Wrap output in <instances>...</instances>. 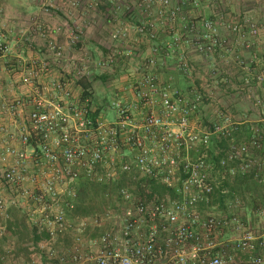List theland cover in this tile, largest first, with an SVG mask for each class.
I'll list each match as a JSON object with an SVG mask.
<instances>
[{"label": "built area", "instance_id": "2783aa9c", "mask_svg": "<svg viewBox=\"0 0 264 264\" xmlns=\"http://www.w3.org/2000/svg\"><path fill=\"white\" fill-rule=\"evenodd\" d=\"M111 1L67 3L93 9ZM196 2L139 0L144 18L113 31L115 39L133 33L136 41L145 38L152 46L151 54L139 61L140 76L124 87L134 100L129 103L115 92L102 104L114 111L112 120L101 112L95 116L91 96L82 97L71 84L72 79H87L92 68L110 69L117 61L115 53L97 60L73 59L75 74L56 77L48 74L49 65L42 59L16 56L9 62L13 47L0 36V70L13 63L11 69L25 88L12 96L0 89V215L8 218L9 207L21 209L39 235L26 264H229L238 261L235 255L240 253L244 257L236 264H264V234L239 212L238 197L229 204V213L201 217L198 204L210 202L219 182L210 177L212 165L205 154L189 158L184 153L193 144L208 147L211 135L231 139L239 124L222 109L221 120L204 130L199 122L197 134L187 132L190 116L215 100L214 91L205 84L189 91L174 88L157 69L173 60L174 69L189 77V51H195L221 62L231 58L246 72L244 86L260 84L264 64L258 69L246 64L222 30L237 38L235 44L251 48L261 26L251 19L231 22L223 14L220 20L201 13L191 17L187 9ZM126 9L132 11L130 5ZM72 22L67 18L55 29L66 30L75 42L81 32ZM47 48L61 58L62 47L54 39ZM253 59L264 63V54L259 57L254 51ZM218 74L216 68L207 73ZM250 130L246 141L230 140L218 158L221 180L250 173L254 181L264 183V160L254 153L264 151V133ZM85 181L106 188L102 211L90 216L75 212L80 183ZM153 183L163 192L153 189ZM255 214L264 219V203ZM65 236L69 245L56 246ZM4 259L0 250V264Z\"/></svg>", "mask_w": 264, "mask_h": 264}, {"label": "crops", "instance_id": "0c3cea01", "mask_svg": "<svg viewBox=\"0 0 264 264\" xmlns=\"http://www.w3.org/2000/svg\"><path fill=\"white\" fill-rule=\"evenodd\" d=\"M212 1L200 0V3L204 4L203 8H208L211 7L209 5ZM224 1L227 3L222 14L229 21L242 22L245 19H251L261 26L260 38L251 48L240 43L235 44L237 38L228 31L222 30V33L233 44L234 50L245 60L246 64H250L253 69L262 67L264 63L254 62L253 54L254 51L259 57L264 54V0ZM61 2L66 3L69 8L65 12L51 8L58 4L60 5ZM119 2L123 3L122 0H112L105 5H100L98 9L91 10L83 5L79 6L78 9L71 8L67 0H0V36L10 42L14 53V58L11 56L8 58L9 62H12L16 56L26 60L42 59L49 65V75L63 77L75 74L72 64L73 59L83 60L87 59V57L94 59L105 58L109 53L113 52L116 54L117 60L113 69L101 72L97 68H92L88 72L87 80L90 81L96 78L103 80L107 74L112 75L115 72H120V75L127 74V79L130 82L133 81L140 76L139 61L145 55L151 54L152 43L147 42L145 44L141 40L139 44L129 38L120 40L111 36L116 27L123 25L121 24L122 22H132L133 17H135L134 12L129 13L124 10ZM48 8L51 10L50 12H47ZM112 9L113 13L110 14ZM67 18L71 22L73 21L72 23H75L81 32L79 40L75 42L71 41L66 30L59 31L55 29L67 21ZM51 39H54L62 47L61 58L48 50L47 43ZM248 40L252 41L253 38L249 37ZM189 59L192 64L197 66V85L202 88L205 84L207 85L206 89H212L216 97L220 96L225 102L226 110L231 116V120L239 124V130L235 133V140L232 139L231 142L239 144L246 141L251 133V128H255V130L264 129V82L244 86L242 79L246 72L231 58L227 62H221L217 56H214V58L209 56L202 57L197 55V53L189 52ZM9 62L5 65L6 69L4 66V69L1 68L0 70V89L5 95L12 96L25 88L20 75L11 69L13 63ZM2 64L0 65L2 66ZM173 66V60H168L166 66L157 65L161 79L170 83L174 88L186 91L187 87H190L192 80L180 74ZM215 68L219 74L216 77H209L207 73ZM76 81L77 79H72L71 86L77 92L79 88L81 89V86ZM43 83H46L45 80H43ZM124 87H119L117 94L131 103L134 100V95L130 89L124 90ZM249 94L261 99L263 105H257L254 99L249 97ZM99 104L101 105L100 102ZM213 105L205 107L203 112L205 118L212 119L215 117ZM201 117V113L197 114V127L199 122H202ZM229 143L228 140L222 142L217 140L216 137H211L208 150L204 154L212 165L209 169V175L213 180L218 181L219 184L212 194L210 202L208 204H198L197 210L202 218L207 217L209 214L225 215L230 212L229 204L233 203V198L238 197L242 201V204L238 207L239 212H241L244 219L250 220L253 227L264 234V230L261 228L264 219H259L253 211H246L247 206L251 207L249 203L252 200L251 195H254L255 186L252 185L247 188L241 182L242 186L238 184L237 179L240 174L227 176L225 180L220 178V168L217 165V160L223 154V151L228 149ZM254 153H257V156L264 160V151H255ZM232 166L236 167L238 163H233ZM246 176L260 189V195L264 196V183L255 182L250 173ZM223 191L226 192L223 193ZM93 205L99 208L98 204L94 203ZM13 209L14 207H9L8 211L10 214ZM9 218H4L0 215V227L5 229L6 221ZM14 241L10 239L7 231L0 234V250L5 252L3 264H26L24 259L26 256H30L31 253L26 255L17 253ZM14 255H17V257ZM235 257L240 261L244 255L240 253L236 254ZM238 261L234 260L229 264H236Z\"/></svg>", "mask_w": 264, "mask_h": 264}, {"label": "rangeland", "instance_id": "374dc122", "mask_svg": "<svg viewBox=\"0 0 264 264\" xmlns=\"http://www.w3.org/2000/svg\"><path fill=\"white\" fill-rule=\"evenodd\" d=\"M138 1L139 0H133V2H134L133 3V2H131V0H122L123 3H120L119 2L120 5H122V7L124 8V10H126V11H127L126 5H130V8H132V11H130L129 13H131V12L132 13L133 12L135 13V15H134L135 17H133L132 22H130V21L129 22H122L121 24L124 25L125 23H129L130 25H134V24L138 23L140 20H142L144 18L143 15H146V14L143 11V8L140 9V7L138 6ZM190 1H192V3H193L194 0H190ZM196 1L199 2L198 5H193L191 7V10L190 9H187L188 11L191 12V17L197 16L198 13H201L204 16L211 17L213 19H219V20L221 19L220 18L221 17V14L224 11L225 5L227 3L224 0H213L212 2H210V5H209L211 7L203 8L204 4L202 5L200 3V0H195V2ZM221 4H223V5H221ZM60 6H61V4H60ZM60 6L58 7V10H61L63 12H65L67 9H69L67 7L66 3H65V5H62V7H60ZM69 7L74 8L72 6H69ZM51 8H54V7H51ZM75 8L78 9L79 7H75ZM156 8H157L156 5L152 8V13H151V16H150L152 19H155V17L153 15L155 13ZM54 9L56 10V8H54ZM89 9L95 10V9H98V7L93 8V9L92 8H89ZM50 11L51 10L48 8L47 9V12H50ZM112 13H113V9L111 10V13L110 14H112ZM222 18H223V15H222ZM74 25L76 27H78L75 23H74ZM169 25H171V24H169ZM118 27H120V26H118ZM118 27H116V28H118ZM160 30L161 29L159 28V32H160ZM133 37L135 38V35L133 36V33H131L130 37H128V38L131 39V40H134V42L140 44L141 40L139 39L138 41H136ZM142 41L145 44H147V41H146L145 38H143ZM141 46H142V44H141ZM136 51L138 52V50H136ZM189 52L196 53L195 51H189ZM149 55L150 54H147V56H149ZM144 57H146V55ZM91 59L92 60H97L98 58L97 59L91 58ZM113 66L114 65H112L110 67V69H113ZM191 67H192V71L193 72H192V75L189 76L188 78L190 80H192V83L190 84V87H187V90L186 91H189L190 89H195V88L197 89V66L194 65V64H192V62H191ZM110 69H109V71H110ZM107 71H108V69H107ZM120 74H121L120 72H115L112 75L107 74L106 77L103 80H100V79L98 80V78H96V79H94L93 82H91V83H94L92 85V87H91V90H92L91 99L93 101V105L96 107V110H99L101 112V113L99 112L100 114H104V112H105V114H106V116H107V118L109 120H112L113 119V117L115 115L114 114V111H112L110 108H106L105 106H102V104H105V102L109 103L111 101V99H112L113 94L115 92H118V88L119 87L127 86L130 83V81L127 79L128 78V75L127 74H125V75H120ZM81 80H84L85 81L87 79H81ZM81 89H82V87H81ZM81 89L79 88L78 91H77V93H81L82 92ZM214 95H215V93H214ZM99 102L101 103V105L99 104ZM209 105H213V107H214L213 110H214V116L215 117L212 118V119L205 118L204 115H203V112L205 110V107H207ZM205 107H204L203 111L201 112V116L202 117L200 118V119H202V125L200 126V127H202V130L207 129V126L208 125L211 126L212 123H214V122H216L218 120H221L219 111L222 110V109H226V105H225L224 100H222L220 96H217L216 97V95H215V100L213 102H211V103L206 104ZM228 115H229V113H228ZM256 131H259L261 133H264V129H261V128H259V130L256 129ZM187 132L196 133L197 134V112L194 113V114H192L190 116L189 125H188V128H187ZM211 137H216L217 140H220L222 142H226L227 140L228 141H230L232 139L235 140L234 139L235 133L233 134V136H232L231 139L230 138L229 139H225V138H222V137L216 136V135H211ZM208 147H203V146L197 147V144H193V145L190 146V148H188L187 150H184V153H187V155H188L189 158H195V157H197V154H199V153L200 154H204L206 152V150H208L207 149ZM218 149H220V148H218ZM217 153H218V151H217ZM91 206H92V204H91ZM95 209H98V208H95ZM93 211L95 213V212H100L102 210H93ZM261 228L264 230V222H263V226Z\"/></svg>", "mask_w": 264, "mask_h": 264}, {"label": "trees", "instance_id": "16d2710c", "mask_svg": "<svg viewBox=\"0 0 264 264\" xmlns=\"http://www.w3.org/2000/svg\"><path fill=\"white\" fill-rule=\"evenodd\" d=\"M105 4L106 3L101 4V5H105ZM93 81L94 80H90V81L77 80L76 81V83L82 87V97H85L88 95L92 96L91 87L94 83H91V82ZM99 112H100L99 110H96L94 115L95 116L98 115ZM238 174H240V176H238V179H237L238 184L240 185L241 183L245 184L247 188H250V186L252 185L255 186L254 195H251L252 200L249 203L251 207L247 206V210H246V211H253V213H255L258 206L264 203V196L260 195L259 193L260 189H258L255 183L250 178H248V176H246L248 173H244V174L238 173ZM152 186H153V189H157V190L160 187L159 185H156L154 183ZM105 191H106V188L104 185L91 184L86 181L81 182L80 190L78 193L79 203H78V206L75 212L81 216H90L94 213L93 210H102V205L107 202V199L104 196ZM159 192H163V191L159 188ZM260 201L261 203L258 204V202ZM94 203L98 204L99 206L98 209H95L97 207L93 206ZM9 217L10 218L6 221V224H5L4 233L5 231H7V233L10 235V239L15 240L14 242L17 248L16 249L17 253H23L24 255H26L27 253L30 254L32 252V250H30V247L35 245L36 242L40 239L39 235H37L35 230L31 228L25 222L24 213L21 209L14 207L13 212H11V214L9 213ZM95 235H96V231L93 233V236ZM43 237H45L44 234H43ZM69 243H70V240L67 236L55 242L56 246L58 247L68 246ZM1 252L5 255V252H3L2 250ZM15 257H17V255ZM29 259H30V256H26L24 261L27 262Z\"/></svg>", "mask_w": 264, "mask_h": 264}]
</instances>
